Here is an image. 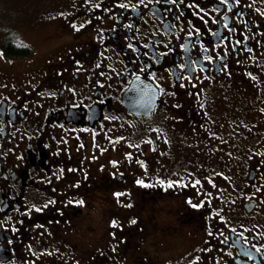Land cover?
<instances>
[{"label": "flooded vegetation", "instance_id": "af4514ba", "mask_svg": "<svg viewBox=\"0 0 264 264\" xmlns=\"http://www.w3.org/2000/svg\"><path fill=\"white\" fill-rule=\"evenodd\" d=\"M54 14L0 42V264H264V0Z\"/></svg>", "mask_w": 264, "mask_h": 264}, {"label": "rangeland", "instance_id": "374dc122", "mask_svg": "<svg viewBox=\"0 0 264 264\" xmlns=\"http://www.w3.org/2000/svg\"><path fill=\"white\" fill-rule=\"evenodd\" d=\"M58 3L59 0H0V42L5 35L3 32L11 30L21 41L27 40L39 48L44 47L48 34L57 25L52 21Z\"/></svg>", "mask_w": 264, "mask_h": 264}, {"label": "snow or ice", "instance_id": "6c2138e0", "mask_svg": "<svg viewBox=\"0 0 264 264\" xmlns=\"http://www.w3.org/2000/svg\"><path fill=\"white\" fill-rule=\"evenodd\" d=\"M172 2L175 3L176 0H172ZM138 183H139V181H138ZM197 183H199V181H197ZM38 211H39V209H38ZM257 252H259V249H257ZM245 254H246V255H249V256L251 255L250 253H245Z\"/></svg>", "mask_w": 264, "mask_h": 264}, {"label": "water", "instance_id": "95a60500", "mask_svg": "<svg viewBox=\"0 0 264 264\" xmlns=\"http://www.w3.org/2000/svg\"><path fill=\"white\" fill-rule=\"evenodd\" d=\"M131 88H133V85L128 89V91L127 92H129V90H131ZM141 105H143V104H141ZM138 108V107H137ZM140 111H142L143 109L142 108H138Z\"/></svg>", "mask_w": 264, "mask_h": 264}, {"label": "trees", "instance_id": "16d2710c", "mask_svg": "<svg viewBox=\"0 0 264 264\" xmlns=\"http://www.w3.org/2000/svg\"><path fill=\"white\" fill-rule=\"evenodd\" d=\"M17 53H23L24 51L22 49L16 50Z\"/></svg>", "mask_w": 264, "mask_h": 264}]
</instances>
